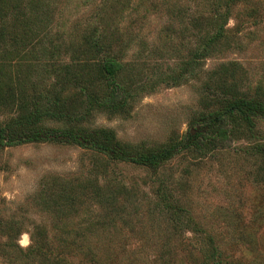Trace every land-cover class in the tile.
<instances>
[{"label": "rangeland", "instance_id": "obj_1", "mask_svg": "<svg viewBox=\"0 0 264 264\" xmlns=\"http://www.w3.org/2000/svg\"><path fill=\"white\" fill-rule=\"evenodd\" d=\"M29 1L0 0V15L16 23L17 46H26L18 67L0 69V91L10 83V75L18 81H40L43 91L53 67H36L43 61L34 58L36 51L41 55L54 43L56 61L68 62L78 57L84 37L101 29L113 50L131 64L130 83L139 95L131 100L127 117L99 113L89 125L112 129L122 142L145 148L159 147L187 131L202 96L201 82L185 67L199 35L194 16L200 11L203 33H209L206 22L213 17V5L225 11L229 0H37L42 4L39 20ZM232 1L226 28L231 45L200 64L199 78L221 63L237 61L251 91L264 96V0ZM2 21L0 16V25ZM36 28L32 37L29 32ZM13 35L11 30L10 40L0 41L3 58L12 55ZM4 119L0 112V122ZM258 128L259 139H264V124ZM249 146L235 141L205 158L185 153L158 171L112 164L109 179H118L119 188L125 186L119 191L128 199L124 220L104 214L89 195L63 215L54 210L58 181L76 188L85 179L98 178L90 151L65 144L7 148L0 157V219L19 224L22 235L11 245L0 238V264H42L27 253L32 233L38 241L44 238L50 258L71 264H94L76 256L75 241L95 249L100 264H158L164 247L168 264H197L196 246H203L207 234L232 264H264V160L247 154ZM161 181L174 195V205L198 223L202 234H172L155 205Z\"/></svg>", "mask_w": 264, "mask_h": 264}, {"label": "trees", "instance_id": "obj_2", "mask_svg": "<svg viewBox=\"0 0 264 264\" xmlns=\"http://www.w3.org/2000/svg\"><path fill=\"white\" fill-rule=\"evenodd\" d=\"M216 2L221 4L222 0ZM233 2H227L225 11L213 5V17L206 22L211 30L209 33H203L200 11L194 16V29L199 35L193 56L185 67H190L189 71L201 82L202 96L200 109L182 136L156 148H145L122 142L112 129L89 125L91 117L99 113L127 117L131 100L139 95L135 85L130 83L128 67L131 64L125 63L121 53L113 50L114 46L110 44L106 32L97 29L84 37L78 57L71 56L68 62L56 61L54 43L51 44L52 49H43L45 51L41 55L36 51L34 58L41 56L44 61L38 60L39 65L36 67H53L49 77L51 82L43 91L40 90V81H18L14 80V76H8L10 83L0 91V112L5 116L0 122V157L7 148L29 144H65L90 151L96 159L94 168L99 174L98 178L95 181L85 179L76 188L72 183L58 181L60 189L52 195L54 210L56 214L63 215L65 209L73 210L83 195H89L92 205L98 206L104 214L121 220L127 216L128 199H124V193L119 191L124 190L125 186L119 188L118 179H109L108 170L112 164H130L158 171L179 155L189 153L195 158H205L226 149L229 143L240 140L250 144V149H246L247 154L253 153V156H260L264 160V139H259L261 132L258 128L264 124V96L261 92L251 91L243 66L231 61L217 65L202 79L198 73L200 64L231 45L226 28L231 18L228 7ZM41 6L37 0L28 3V7L36 11L34 15H37L38 20ZM0 16L4 20L0 25L1 44L10 40L7 36L12 30L14 35L11 40L15 47L10 58L0 56V69H14L24 59L26 46H17L18 37L13 27L16 23ZM39 30H43V26L40 25ZM39 30L36 28L29 33L34 37ZM154 196L155 205L160 208L161 215L167 218L174 236L186 233L198 236L203 233L202 229H198V223L186 218L180 208L174 205V195L170 194L163 181L157 186ZM99 215L95 214L96 217ZM21 235L19 224L5 223L0 219V238L5 237L11 245L16 244ZM35 236L32 233V245L27 250L30 259L42 264H71L50 258L44 238L38 241ZM204 238L203 246H196L197 264H232L212 235L207 234ZM72 245L76 246V256L85 263L102 262L95 249L93 251L82 244L77 246L76 241ZM167 258L164 247L156 262L168 264Z\"/></svg>", "mask_w": 264, "mask_h": 264}]
</instances>
